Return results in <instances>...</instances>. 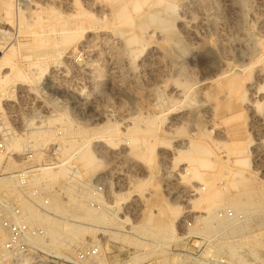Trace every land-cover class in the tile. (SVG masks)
Here are the masks:
<instances>
[{
    "label": "rangeland",
    "instance_id": "1",
    "mask_svg": "<svg viewBox=\"0 0 264 264\" xmlns=\"http://www.w3.org/2000/svg\"><path fill=\"white\" fill-rule=\"evenodd\" d=\"M138 1L142 8L134 11L129 7L127 14L135 24L148 9L144 0ZM181 1L172 0L175 10L161 14L173 20L174 39L170 31L152 25L139 33L140 43L129 45L126 39L138 33L137 28L121 22L111 0H30L20 9L16 0H10L9 15L0 0V42L6 47L0 60V81L7 80L0 86V120L7 127L32 129L14 133L0 128V140L7 145L0 152V169L36 166L64 170L57 179L40 168L35 172L51 197L50 211L42 223L55 254L70 256L77 246L92 243L100 245V255L89 264H264V129L253 126L247 113L243 114L246 118L234 121V127L245 121L239 132L251 141L247 162L207 161L206 165L211 164L200 169L202 179L184 170L185 161L158 155L192 137L201 138L211 149H225L229 139L223 134L227 126L221 119L229 114L231 102L208 84V73L226 58L231 64L247 67L244 75L264 91V0H192L188 6ZM181 18L192 30L189 36L179 25ZM78 26L88 30L91 38L60 43L50 51L25 48L32 34L57 40ZM46 53L48 58H44ZM3 58L12 62L7 64ZM187 80L195 93L191 90L182 100L171 90ZM206 99L219 103L213 112L215 122L202 111L199 121L174 120ZM259 102L258 111L264 112V102ZM107 124L116 127L112 140L100 136ZM133 127L142 131L139 135L153 129L154 136L166 141L159 143L146 134L156 143L152 162L146 156L127 154ZM47 129L52 131L50 141L33 137L36 131ZM17 138L25 140L24 147L14 153L9 146ZM84 146L95 157L90 170L79 158ZM45 161L55 163L45 165ZM233 172L259 190L255 204L236 212L223 197L210 214L222 222L213 219V223L203 224L201 217L208 213L203 203L195 201L197 188L206 190L204 179L216 174V188L230 196L236 192L229 183ZM99 185L104 191L94 195L92 188ZM163 202L176 212L170 217V232L143 220H156ZM74 207L99 221L79 218L73 214ZM222 209H231L234 217H219ZM206 227L211 230L204 231ZM77 229L84 231L81 239L62 238Z\"/></svg>",
    "mask_w": 264,
    "mask_h": 264
},
{
    "label": "bare ground",
    "instance_id": "2",
    "mask_svg": "<svg viewBox=\"0 0 264 264\" xmlns=\"http://www.w3.org/2000/svg\"><path fill=\"white\" fill-rule=\"evenodd\" d=\"M92 1H94V0H92ZM191 1L192 0H182L181 2L185 6H188ZM111 3H112L113 9L115 10V12L118 15V17L121 19L122 23H124L126 25H129V26L135 25L136 28H137L138 33L137 32L131 33L130 36L126 39V41H127V43L129 45H135V44L140 43L142 37H140L141 35L139 33H143L144 31H146V29L149 26H152V25L156 26L160 30H166V31L168 30V31H170L169 33L171 35V38L174 39L175 34L172 33L171 30H170V29H172V26H173V20L168 18V17H164V16L161 15L162 12H168V11H174L175 10V6H174V3L172 2V0H144L143 4L147 3L146 5L148 6V9L146 8L147 10L144 11L141 14L140 20L136 24L133 22L132 18L128 17V15H127L128 14V10H129L128 8L131 7L134 11H139L142 8L141 2H139L138 0H132L131 2H125L123 0H111ZM4 4H5V8H4L5 12L9 15L10 12H11L10 11V0H4ZM20 19H21V17H20ZM182 19L183 18H181V20H179V25L181 26L182 31L189 36L191 34L192 30L189 29L187 24L184 23L185 21H183ZM27 26L30 27V25H27ZM33 26H34V24H33ZM31 28H32V25H31ZM173 28H174V26H173ZM1 31L2 30H0V32ZM66 31L67 30H65V32ZM70 31H71V29H70ZM87 31L88 30L85 31V28H82L81 26L75 27L70 33L67 31V33L62 34L60 39H57V40H59L58 42H57L56 39L44 38L43 37L44 35L42 36V35H38V34L35 35L34 34L35 36H33V34H32L33 38L30 41V43L27 44V47H25V48L26 49H30L31 51L37 52V51L45 50V49L46 50L53 49V48L56 47L57 44H60V43L61 44H68L72 40H75V39H77L79 37H83L84 40L85 39L87 40L89 37L91 38V36H90L91 33L87 32ZM116 31H118V30H116ZM6 33H8V31ZM18 43H17V45H18ZM170 43H172V42H170ZM71 44H74V43H71ZM165 50H166V48H165ZM51 52H52V50H51ZM63 52H64V50H63ZM48 53H50V52H48ZM236 54H238V53H236ZM42 55H43V53H42ZM44 56H46L44 58H48L49 57L48 54L44 55ZM39 57L42 58V56H39ZM225 59L220 60V63L217 65V67H215L213 70H211L208 73L209 77L207 78L208 84H211V86H213L215 88V90H216V92H218V94L221 93L223 95V98H226L228 101L231 102L230 107H231L232 110L230 109L229 110V114L227 116H225V117H222V119H221L227 126V128H226L227 133H223V134H225V136L229 139L228 140L229 142L225 143V149H220V148L211 149L209 146H206V144H204V142H202L203 140L201 138L198 137V139H195V137L191 136L192 138L188 137L189 139L187 140V142L185 144H183V145H180L181 143L180 144L179 143L175 144V147H173L172 150L169 153L168 152L167 153L164 152V150H166L167 147H166V149H164V150L162 149L163 151H159V153H158V155H160V158L163 157V158H165V160H166V158H169V159L171 158L172 160H175V161H181V162L185 161L187 163V167L184 170L187 173H188V170L190 172H192V174L194 176L193 178H195V177L197 179L198 178H201V179L203 178L202 177V173H201L202 170H200V169L202 167L203 168L205 167L207 161H210V162L211 161H236V163L237 162L238 163H242L243 165L247 162L246 161V152H247L248 146L251 143V141L247 140L246 139L247 137H244V133L241 134L239 132L241 126L243 127V125H245V121L243 123L240 122L239 125L234 127V124H235L234 121L237 122L238 118L241 119V117H244L243 114H245V113L248 114L251 124H253V126L256 125V127H258V130H261V129L263 130L264 129V112H259L258 111L259 110L258 109V105L260 103L259 100H261L262 103L264 102V91H262L263 86L262 85H261L262 87L260 85L257 86L256 82L252 78H250V76L244 75L246 73V70H248L247 67H245L243 65H237L235 62H234L235 64H231L230 62L225 61ZM0 60H1V58H0ZM10 61H11L10 58H3V62H5L7 64H9ZM225 66L229 67L228 70H224ZM15 73H16L17 76H20V73L18 71H16ZM256 74H258V73H256ZM186 75H187V73H186ZM21 77H22V75H21ZM251 77H253V76L251 75ZM6 82H7V80L4 82L2 80V78H1L0 86L5 85ZM175 83H177V82H175ZM191 90L193 92L195 91V90L192 89V86H191V83L189 82V80H187L184 83H179L178 85L174 86L173 90H171V91L173 92V95H175V96H177L179 98H183L182 100H185L189 96ZM247 94H248V96H247ZM0 95H2L1 92H0ZM191 96H192V94H191ZM192 99H194V98H192ZM209 99L208 100L206 99L203 102H201L199 107L197 106V109L196 108H194L192 110L189 109L190 111H187L185 113H182V114L176 116L174 118V120H181V119H182V121L184 119H187V120L188 119L189 120H191V119L195 120L196 119V120H198L197 117H200L199 116L200 115L199 112L202 111L203 113L209 114V117L211 115L210 119H213V121L215 122L216 118L214 116L215 113L213 114V112H215V108L217 106H219V103H218V101L217 102L215 101L216 103H214V101H211ZM214 99H212V100H214ZM212 114H213V116H212ZM244 118H246V117H244ZM239 121H241V120H239ZM201 126H202V124H201ZM105 127H106V129H105L104 133L101 132L100 136L104 135V136L107 137V139L110 138V140L115 138L114 137L115 136L114 131H115L116 127L114 128V126H111V125H108V124L106 126H104V128ZM202 130H203V128H202ZM129 131L131 133H135L134 135L130 136V143H129V147L127 149V152H128L127 154L129 156L130 155L131 156L133 155L135 157L146 156V158L148 159L149 162H152L155 159L156 143L151 141L150 138L147 136V135L150 136V134L152 136L151 137L152 139H156L159 143L166 144V141L164 140V138H157L156 136L153 135V133H154L153 129H147L146 131H143L145 133V134L143 133L144 135H139L138 134V132H142V131H140L137 127L130 128ZM51 132L52 131L49 130V129H47V130H38L35 133H33V135H34L33 137L37 138V139H40L43 142H47V141H50L53 138V137H51V134H52ZM242 132H245V131H242ZM117 135H118V133H117ZM192 135H194V134H192ZM204 136H206V135H204ZM260 136H262V135H260ZM226 137H224V138H226ZM82 138H83V136H82ZM103 139H105V138H103ZM24 141L25 140H20L19 138L13 139L12 144L10 146L8 145L9 149L13 150L14 153L18 152L21 149L22 146L24 147ZM208 141H206V143H209ZM108 142H109V140H108ZM111 144H113V143H111ZM160 146H162V145H160ZM113 147H114V145H113ZM158 149H160V148H158ZM79 152H80V155H79L80 161H83L84 162V166L86 167V169H89L90 166H92V164L94 163L93 161H95V159H94L95 157H93V153L89 149H86V146L82 147ZM211 163H213V162H211ZM211 163H209L208 165H210ZM208 165H206V166H208ZM210 168H211V166H210ZM204 169H203V171L205 172ZM93 170H94V168L92 169V171ZM40 171L42 173H44L46 176H49L52 179H57L62 174H64V170L61 169V167H59L58 170H56V171H50V168L42 167V168H40ZM216 172H217V170H216ZM233 173H234L233 174L234 176H233L232 179H230L231 181L229 183L232 186V188L233 187L235 188L234 190H236V192L234 194L230 195V196H225L226 195L225 193H223L220 189L216 188L215 181H216L217 178L215 177L216 174H214L215 176L212 175L213 173L212 174L209 173V175H212V176L207 178V179H204V181H203L204 184H205V187H208V188H206V190L204 188H202V187L197 188V190H199V192H198L199 195H198V197H196L195 201H198L199 204L203 203L205 205V210L208 213L207 216L201 217V221L203 222V224L204 223L207 224L208 222H212L213 219H214V221L216 220V222H218V223L222 222V219H219L218 217H217L218 219L214 218L215 216L212 217L210 214H211V208L212 207L215 208V206L218 205L220 203V201H222L221 199L223 197L226 199V203L230 204L231 208L233 210H235L236 212H238L240 210H245L246 208L252 207V205L255 204V198L254 197L256 196V194L259 193V190L258 189H254L255 187H253V185L250 183L249 179H245V178L240 177L238 174H236V172H233ZM206 174H207V172H206ZM231 177H232V175H231ZM194 180H196V179H194ZM0 185H5V183L0 184ZM203 189L205 191H203ZM155 200L153 201L154 203H155ZM195 201L193 200V202H195ZM199 204H197V205H199ZM78 207H80V206L78 205ZM73 209H74V213L73 212L72 213L74 215H77L81 219L82 218L96 219L95 217H93L90 214H86V215L82 214L81 213L82 211H79L78 208L74 207ZM158 211H159V215H158L156 220H153L151 217H149V218L146 217L147 219H143V220H146V224H153L152 226H160V228L164 227L163 228L164 231L170 232L172 230L170 217L172 218V216L176 214L175 209L169 208L163 202V204L159 206V210ZM188 216H190L189 213H188ZM98 219H96L97 222L99 221ZM51 229H52L51 232L53 234V231L55 230V226L53 224L51 225ZM143 229H145V228H143ZM210 230H211V227H206L204 229V231H210ZM83 233H84L83 229H77L76 231H68L67 233L63 234L62 238L64 240H79V239H81V236L83 235ZM47 238L48 237H46V239L43 242V244L50 252H52L51 248H50V244H49L50 242H48ZM0 239H3V233H2L1 230H0ZM52 253H54V252H52ZM57 255H62V254H57Z\"/></svg>",
    "mask_w": 264,
    "mask_h": 264
},
{
    "label": "built area",
    "instance_id": "3",
    "mask_svg": "<svg viewBox=\"0 0 264 264\" xmlns=\"http://www.w3.org/2000/svg\"><path fill=\"white\" fill-rule=\"evenodd\" d=\"M29 1L16 0V4L20 9ZM5 49V44L0 42V58ZM37 113L44 116L42 111ZM0 128L14 133L32 130L26 127H7L1 120ZM6 150L7 145L0 140V152ZM48 163L54 165L55 161H45V165ZM39 168L25 166L12 170L0 169V184L5 183V186L0 185V230L3 233V239H0V264L94 263L100 255L99 244L77 246L70 256L54 254L44 246L47 233L42 220L45 221V214L50 211L51 197L43 182L35 177ZM103 191L102 185L92 188L94 195ZM218 214L219 217H234L231 209H222Z\"/></svg>",
    "mask_w": 264,
    "mask_h": 264
}]
</instances>
